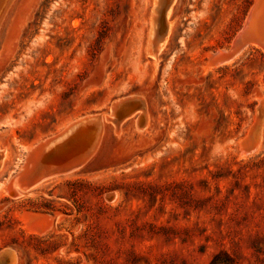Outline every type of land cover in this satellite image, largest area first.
<instances>
[{"label":"rangeland","instance_id":"1","mask_svg":"<svg viewBox=\"0 0 264 264\" xmlns=\"http://www.w3.org/2000/svg\"><path fill=\"white\" fill-rule=\"evenodd\" d=\"M11 2L0 22V264H264V120L259 152L238 145L264 100V51L207 67L232 52L254 0H177L156 65L152 0ZM121 99L146 106L148 131L135 127L140 110L108 122ZM90 116L104 131L83 168L27 196L5 192L31 147Z\"/></svg>","mask_w":264,"mask_h":264},{"label":"bare ground","instance_id":"2","mask_svg":"<svg viewBox=\"0 0 264 264\" xmlns=\"http://www.w3.org/2000/svg\"><path fill=\"white\" fill-rule=\"evenodd\" d=\"M10 2H11V0H0V22H1V18L3 16V14L5 12V9L10 6V4H9ZM176 2H177V0H152L151 12L149 13V19H148L149 26H148V38H147V43H146V53L153 57V61H152L153 65H156V63H158L159 54L162 52V49L165 48L166 44L168 43V40L170 39V35H171L172 29H173V26H174V23L176 20V18H175V20H174V18L171 19L170 16L174 10ZM238 34H239V32H238ZM237 44L239 46V43H237ZM247 46L255 47V48H261L264 51V48L255 42H250L249 44H247ZM244 47L245 46H243V45L240 47L236 46L235 50H232V52L227 53L226 55L219 52L217 54V56L214 55L215 57H213V56L210 57V63L207 64V67H212L214 65H218V64L230 61ZM211 55H213V54H211ZM260 103H262V105H264V100L260 99ZM124 104H125V106H124ZM138 110H140L141 113L138 115V119H137L135 127L137 128L138 131H142V130L145 131L152 126L153 119L149 115L148 111L146 110V106L143 103L141 104V102L139 103L136 101H131L130 99H121V100H119L113 104V106L110 110L111 114L108 118V122H113L112 120H114V119H119L122 121L125 119L124 121H126L131 115H134V113ZM115 111H118V113L116 115L114 114ZM134 125H135V121H134ZM103 126L104 125L102 124V122H100L98 120L97 117L90 116L87 119L85 117V120L71 124L63 132H60V134L53 136V137H50V138H47L46 140L40 141L37 144H35L26 153L22 167L18 170L19 172L12 178L11 185L6 188L5 192L14 196V197L27 196V195H30L33 193L34 188H36L37 186L41 185L42 183H44L50 179L57 178L60 176L70 175L72 173L79 171L81 168H83L86 165V163H84L78 167L75 166V167L70 168L68 170H57L56 169V171L54 170L52 172L46 173L41 178L36 180L35 183L32 185H26L25 184V181L28 180V177L30 174L29 172H31L29 170L31 168L35 167V165L39 162L40 154L38 152V148L40 146L47 143L48 145L46 144V146H44V147H46L48 150L52 151L51 159H54L57 153H63L62 149L66 148V150L68 151V149L73 148L74 145L78 146L79 144H83L85 146H88L90 148V150H92V152L90 153V157H91V155L94 152L95 147L97 146L96 142L97 141L99 142V138L102 134V131H104ZM115 131H117V130H115ZM117 132H115V133H117ZM262 147H263L262 143L259 142L257 148H255L254 150H251V151L240 150V154L241 155L255 154V153L259 152L262 149ZM36 150H37V153H34V151H36ZM66 153L69 154V152H66ZM66 153H64V154H66ZM8 157H9L8 148L5 145H0V168L3 167L5 161L8 159ZM53 169H55V168H53ZM28 215L30 217L32 214L24 215L25 220L28 219L27 218ZM32 216H34V215H32ZM35 217H37V216L35 215ZM38 219L39 220L43 219V221H44L45 218L41 217ZM52 219H54V218L52 217ZM47 222H49V220H47ZM44 223H45V221H44ZM35 224L38 225V223H35ZM51 224L52 223H50V225ZM51 227H52V225H51ZM33 232H34V230H33ZM47 232H48V230H47ZM5 252H6V250H5Z\"/></svg>","mask_w":264,"mask_h":264},{"label":"water","instance_id":"3","mask_svg":"<svg viewBox=\"0 0 264 264\" xmlns=\"http://www.w3.org/2000/svg\"><path fill=\"white\" fill-rule=\"evenodd\" d=\"M250 42H255L264 48V0H254L243 27L233 41L231 50H235L236 46L240 47L243 45L246 47ZM237 43H239V46ZM117 113L118 111L114 112L115 115ZM263 120L264 105L260 103L257 108L256 122L250 127L248 133L238 140L240 150L251 151L257 148L261 140ZM46 144L38 148L40 154L39 162L29 170L31 172H29L28 180L25 181L26 185L34 184L43 175L54 170L56 171V169L68 170L75 166H81L89 159L92 152L88 146L79 144L78 146L74 145L73 148H69L68 151L66 148L62 149L63 153H57L55 158L51 159L52 151L44 147ZM66 152H69V154ZM34 153H37V150Z\"/></svg>","mask_w":264,"mask_h":264}]
</instances>
